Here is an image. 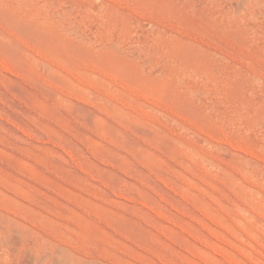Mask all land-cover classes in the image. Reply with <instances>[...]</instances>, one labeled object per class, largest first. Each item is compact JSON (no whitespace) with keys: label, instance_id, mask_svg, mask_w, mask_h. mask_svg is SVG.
<instances>
[{"label":"rangeland","instance_id":"obj_1","mask_svg":"<svg viewBox=\"0 0 264 264\" xmlns=\"http://www.w3.org/2000/svg\"><path fill=\"white\" fill-rule=\"evenodd\" d=\"M0 264H264V0H0Z\"/></svg>","mask_w":264,"mask_h":264}]
</instances>
